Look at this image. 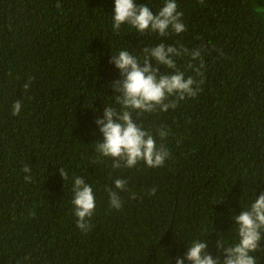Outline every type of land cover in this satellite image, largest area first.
I'll use <instances>...</instances> for the list:
<instances>
[{
  "label": "trees",
  "instance_id": "16d2710c",
  "mask_svg": "<svg viewBox=\"0 0 264 264\" xmlns=\"http://www.w3.org/2000/svg\"><path fill=\"white\" fill-rule=\"evenodd\" d=\"M176 2L187 30L166 43L209 49L202 90L141 119L149 130H170L164 167L113 170L95 153V121L121 79L109 60L161 38L127 25L114 34V0H0V264H175L191 239L209 233L215 256L231 217L254 190L264 192V0ZM136 3L155 15L164 0ZM177 66L186 70L187 59ZM17 100L23 107L13 116ZM73 176L95 194L86 233L73 215ZM118 176L136 199L123 193L115 210L106 189Z\"/></svg>",
  "mask_w": 264,
  "mask_h": 264
},
{
  "label": "clouds",
  "instance_id": "9594fccd",
  "mask_svg": "<svg viewBox=\"0 0 264 264\" xmlns=\"http://www.w3.org/2000/svg\"><path fill=\"white\" fill-rule=\"evenodd\" d=\"M203 3V0H200ZM183 12L178 10L176 0H164L153 14L148 4L136 0H114L111 28L119 34L123 25L129 26L138 36L156 34L158 44L144 46L140 52L127 48L113 53L109 62L119 70L121 79L111 82L114 95L112 103L104 105L103 116L95 121L102 140L95 142V153L102 160H110L113 170L133 169L141 164L146 168H162L171 153L166 146L170 130L164 124L149 130L141 123L143 117L175 110L180 102L196 98L204 83L206 65L204 55L209 49L201 45L187 48L184 45L167 44L169 36L184 33ZM187 59L186 70L177 66V60ZM154 61V66L153 62ZM164 67L161 73L160 68ZM190 72L191 74H187ZM34 77L23 84L27 91ZM20 100L12 104V115L20 114ZM179 143V141H178ZM64 181L68 172L58 168ZM26 183L32 182V169L23 168ZM72 200L76 227L90 230V221L95 214V194L92 186L83 177L73 176ZM129 179L116 177L113 186L106 189L110 209L120 210L127 192L129 198L136 194L129 190ZM155 188L149 190L154 195ZM232 233L215 241L217 254L209 252L207 236H196L187 245V251L175 259V264H259L264 256V192L244 205L243 210L231 217ZM214 231V229H213Z\"/></svg>",
  "mask_w": 264,
  "mask_h": 264
}]
</instances>
